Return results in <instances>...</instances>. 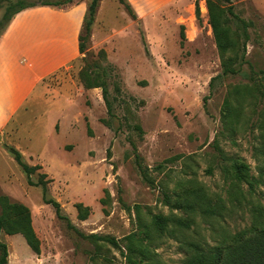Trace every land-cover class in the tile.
Instances as JSON below:
<instances>
[{
  "label": "rangeland",
  "instance_id": "374dc122",
  "mask_svg": "<svg viewBox=\"0 0 264 264\" xmlns=\"http://www.w3.org/2000/svg\"><path fill=\"white\" fill-rule=\"evenodd\" d=\"M17 1L1 0L0 34ZM24 1L71 10L91 2ZM219 3L231 6L245 43L235 73L223 70L207 0H99L88 36L86 9L84 50L42 82L6 143L0 137V200L26 205L40 239L36 253L22 234L2 231L7 264H129L130 247L144 245L149 262L182 264L193 243L249 229L261 209L264 219V0ZM102 81L107 100L102 86L86 85ZM228 98L237 122L227 127ZM7 146L39 168L28 177ZM236 161L261 178L254 191L234 192ZM191 191L221 212L184 213L164 200ZM155 214L171 219L168 232L153 230ZM177 216L193 218L192 227L179 229Z\"/></svg>",
  "mask_w": 264,
  "mask_h": 264
},
{
  "label": "trees",
  "instance_id": "16d2710c",
  "mask_svg": "<svg viewBox=\"0 0 264 264\" xmlns=\"http://www.w3.org/2000/svg\"><path fill=\"white\" fill-rule=\"evenodd\" d=\"M66 4L64 1H42L25 2L19 0L16 3L7 5L5 10V18L7 23L15 14L27 7L37 5L58 6ZM1 5V0H0ZM99 0H91L86 14L85 36L90 34L91 24L94 21ZM209 12V22L216 39L217 47L223 57L222 65L225 73H235L237 69L234 67L238 61H242L244 54L242 53L245 43H242V35L233 27V19L238 18L232 11L231 6L224 7L219 3V0H207ZM197 10L199 6L196 5ZM246 24L244 20L240 19ZM83 34L79 35V50L82 52L85 48ZM87 86H102L103 95L107 100V88L105 81L102 83L86 82ZM236 92V91H235ZM232 100L228 98L225 101L223 120L225 125H232L237 122L236 111L231 107ZM15 160L30 177L31 173L39 168V166H31L24 160V155L15 147L7 146ZM231 179L234 192L238 195H243L245 190L243 184L248 185L249 193L255 190V187L261 183V178L251 172V167L242 162L236 161L233 163ZM30 184H35L29 179ZM44 194L46 192V184L42 182ZM230 192V196L235 194ZM164 200L167 205L172 208L181 210L184 213H195L201 211L204 214H219L223 206L210 205V201L202 198L196 192H184L182 198L172 201L171 196L166 193ZM48 203H52L58 216H62L61 205L58 201L48 199ZM0 233L5 231L8 234L20 233L26 239L28 245L34 252L40 253V239L38 238L33 224L30 209L23 203L11 201L8 196L1 197L0 200ZM221 207V208H220ZM79 218L86 219L89 214V208L83 203H78ZM171 219L162 214H155L152 217V228L158 234L168 232ZM174 224L179 229H190L194 223L191 217L177 216L173 219ZM0 264L8 263V248L7 244L0 240ZM139 253L137 258L134 254ZM150 251L146 245L131 248L128 255L129 264H153L149 262L148 255ZM182 264H264V219L262 209L260 214L256 216V222L253 227L239 231L238 233L227 238L225 236L218 244L208 245L206 243H193L191 249L186 252V258Z\"/></svg>",
  "mask_w": 264,
  "mask_h": 264
},
{
  "label": "crops",
  "instance_id": "0c3cea01",
  "mask_svg": "<svg viewBox=\"0 0 264 264\" xmlns=\"http://www.w3.org/2000/svg\"><path fill=\"white\" fill-rule=\"evenodd\" d=\"M86 9L85 2L72 10L27 7L15 14L0 34V137L5 143L12 123L22 124L17 118L31 107L32 96L42 82L80 53Z\"/></svg>",
  "mask_w": 264,
  "mask_h": 264
}]
</instances>
